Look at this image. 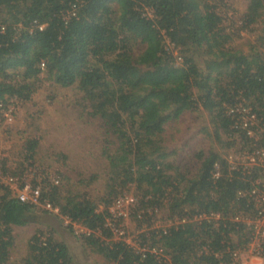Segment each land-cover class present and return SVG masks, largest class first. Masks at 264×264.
Instances as JSON below:
<instances>
[{
  "label": "trees",
  "instance_id": "obj_1",
  "mask_svg": "<svg viewBox=\"0 0 264 264\" xmlns=\"http://www.w3.org/2000/svg\"><path fill=\"white\" fill-rule=\"evenodd\" d=\"M226 7V0H0V103L31 100L44 76L61 87L76 86L89 102V115L101 122L107 163L102 197L76 193L49 172L40 182L39 172L31 175L43 200L91 231L81 238L109 264H233L230 251L249 241L247 224L234 218L254 214L248 196L238 193L252 188L260 169L233 168L213 149L176 157L166 137L173 121L199 108L210 116L216 139L220 130L229 137L223 148L252 142L233 127L232 107L251 108L264 124V26L249 50H237V34L224 25ZM262 17L264 0H250L243 28ZM25 144L28 166L21 175L34 166L38 140ZM15 171L4 163L3 174ZM0 189V264H76L68 244L43 230L11 262L14 228L32 222L37 206L8 186ZM131 190L140 226H152L160 211L185 220L138 234L140 247L162 248L170 262L108 240L110 206ZM210 213L223 216L217 226L196 219Z\"/></svg>",
  "mask_w": 264,
  "mask_h": 264
},
{
  "label": "rangeland",
  "instance_id": "obj_2",
  "mask_svg": "<svg viewBox=\"0 0 264 264\" xmlns=\"http://www.w3.org/2000/svg\"><path fill=\"white\" fill-rule=\"evenodd\" d=\"M226 2L224 25L237 34L233 46L237 50L247 51L264 26V18L249 28H243V14L250 0ZM177 52L178 49L175 50ZM181 57H178V62H181ZM38 84L31 100L23 102L12 98L7 103H0V186H8L11 194L16 196L17 185L8 183L9 177L16 178L20 184L25 181L33 183L31 171L42 175L36 179L38 182L49 172L51 176L63 177L64 182L67 181L69 188L76 193H88L99 199L105 193L107 171V163L101 153L105 133L100 120L89 115V102L83 99L76 86L61 87L44 76ZM166 137L179 158H191L201 150L208 153L212 149L229 157L239 154L235 151H240L243 146L238 140L233 149L223 148L222 144L230 141L229 137L220 130V140L216 139L215 126L207 111L201 108L188 111L173 121L166 131ZM33 138L38 140L34 166L29 167L30 172L21 175L25 171L24 167L28 166V162L24 161L25 143ZM4 163L8 172L17 168L15 175L3 174ZM133 193L135 191L131 190L128 194ZM113 207L110 206V209ZM32 214V222L14 228L11 262L24 256L31 236L43 230L46 234L52 232L56 238L68 244L76 264L110 263L81 238L82 230L74 229L63 216L45 212L42 207H36ZM134 214L121 221L127 233L126 238L132 244H135L134 240L136 237L138 239L143 227H165L169 220L165 211H160L152 219V226L146 227L147 223L140 226L139 218ZM112 239H116L115 235L108 240Z\"/></svg>",
  "mask_w": 264,
  "mask_h": 264
},
{
  "label": "built area",
  "instance_id": "obj_3",
  "mask_svg": "<svg viewBox=\"0 0 264 264\" xmlns=\"http://www.w3.org/2000/svg\"><path fill=\"white\" fill-rule=\"evenodd\" d=\"M40 28H43L41 26ZM230 114L237 115L233 127L235 129H241L245 132L246 136L251 139V144L242 148L239 154H231L226 157L231 163L233 168L242 167L244 170L260 169L261 174L253 182L252 188L249 190H240L239 195L247 197L251 200L254 205V214L252 216L238 215L234 218L237 222H243L247 224L250 229L249 241L244 243L243 246L235 247L232 249L231 257L233 264H264V124L259 120L255 113L251 112V108L238 104L234 108L229 109ZM236 137L240 134L236 133ZM217 171L214 173L215 177L220 175L218 170L219 166L216 165ZM17 179L14 177L8 178V183L17 185L16 197L22 202H27L37 207H44L49 212L60 214L58 207H54L49 201L42 199V187L41 184L28 183L25 181L24 185L17 183ZM58 183L59 180H55ZM138 199L131 194H125L119 197L114 202V207L110 209L112 216L108 219L107 225L111 228L115 240H123L132 247L136 248L139 252H149L156 256L162 262H170L169 256L165 253L162 248L158 247H140L139 242L134 240L135 244H132L126 238V230L122 222L132 213H135L136 207L138 206ZM141 217V216H139ZM74 229H80L85 234H90L91 231L82 226L76 221L64 217ZM206 219L209 222H214L218 225V221L223 218L220 213H210L208 215L197 216L196 219ZM185 222V220H179L178 218L167 220L165 227L156 226L160 228H169L173 225ZM145 229H142L143 232ZM82 233V234H83Z\"/></svg>",
  "mask_w": 264,
  "mask_h": 264
},
{
  "label": "bare ground",
  "instance_id": "obj_4",
  "mask_svg": "<svg viewBox=\"0 0 264 264\" xmlns=\"http://www.w3.org/2000/svg\"><path fill=\"white\" fill-rule=\"evenodd\" d=\"M43 208V207H42Z\"/></svg>",
  "mask_w": 264,
  "mask_h": 264
}]
</instances>
